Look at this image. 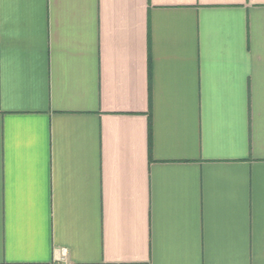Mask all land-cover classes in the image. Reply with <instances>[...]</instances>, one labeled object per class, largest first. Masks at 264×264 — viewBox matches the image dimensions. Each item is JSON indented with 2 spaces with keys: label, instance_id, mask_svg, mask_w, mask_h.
I'll return each instance as SVG.
<instances>
[{
  "label": "crops",
  "instance_id": "0c3cea01",
  "mask_svg": "<svg viewBox=\"0 0 264 264\" xmlns=\"http://www.w3.org/2000/svg\"><path fill=\"white\" fill-rule=\"evenodd\" d=\"M0 264H264V0H0Z\"/></svg>",
  "mask_w": 264,
  "mask_h": 264
}]
</instances>
